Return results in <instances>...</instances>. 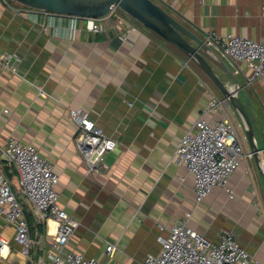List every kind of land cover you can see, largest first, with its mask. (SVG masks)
Segmentation results:
<instances>
[{
  "label": "crops",
  "instance_id": "crops-1",
  "mask_svg": "<svg viewBox=\"0 0 264 264\" xmlns=\"http://www.w3.org/2000/svg\"><path fill=\"white\" fill-rule=\"evenodd\" d=\"M155 1L202 38L211 32L220 38L264 37V0ZM101 22L104 30L93 32L83 17L0 0V55L14 53L19 59L16 72L0 71V147L15 137L35 144L52 161L60 176V204L76 223L66 250L102 264H142L148 254L159 253L158 236H168L173 225L186 220L214 242L230 231L253 260L264 264V75L248 81L245 64L236 74L255 108L260 162L245 156L229 179L231 192L218 186L197 201L194 177L175 159L176 149L220 91L155 31L141 24L132 29L133 21L117 16ZM222 58L234 72L230 60ZM71 108L86 111L117 140L108 154L113 159L100 171H90L77 150ZM223 116L221 110L206 117ZM5 171L17 180L14 167ZM22 201L32 210L28 200ZM41 222L44 231L30 232L33 243L25 257L15 227L0 217L9 260L36 264L45 258L48 231L55 232L56 222ZM110 243L115 246L108 251Z\"/></svg>",
  "mask_w": 264,
  "mask_h": 264
},
{
  "label": "built area",
  "instance_id": "built-area-1",
  "mask_svg": "<svg viewBox=\"0 0 264 264\" xmlns=\"http://www.w3.org/2000/svg\"><path fill=\"white\" fill-rule=\"evenodd\" d=\"M5 1L9 5L10 0ZM114 16L121 21H133L132 29H137V24H140L116 5H112L102 17L84 18L89 30L101 32L104 30L101 21L111 20ZM205 40L222 57L230 60L235 74L241 72L240 64H245L250 69L248 81L252 82L264 75V37L256 40L231 34L220 38L211 32ZM18 60L14 53L1 54L0 71L12 69L16 72ZM221 110L224 116L219 119L206 117L208 113ZM69 114L78 125L75 137L78 152L87 162L90 171H100L105 165L106 156L116 147L117 140L107 135L86 111L71 108ZM239 129V124L231 119L222 96H212L202 114L180 140L175 159L182 162L193 175L197 201H202L218 186L231 192V175L245 156H253L252 151L245 150ZM6 167L16 169V181L9 178ZM59 179L52 161L43 157L35 144L23 143L18 138L10 137L0 147V217L15 227L14 238L25 257L30 255L33 240L22 199L31 203L37 220L56 222L55 232L51 234L48 231L51 240L45 258H40L36 264H102L96 257L66 250L76 223L60 204L57 188ZM158 240L161 243L159 253L148 254L142 264H261L253 260L251 253L230 231H224L219 241L214 242L189 227L186 220L173 225L169 235H159ZM114 246V243H110L107 250L111 251ZM10 252L8 239L0 236V264H16L9 260Z\"/></svg>",
  "mask_w": 264,
  "mask_h": 264
},
{
  "label": "water",
  "instance_id": "water-1",
  "mask_svg": "<svg viewBox=\"0 0 264 264\" xmlns=\"http://www.w3.org/2000/svg\"><path fill=\"white\" fill-rule=\"evenodd\" d=\"M27 7L43 10L48 14H65L77 17L99 18L106 15L112 5L137 22L155 31L165 41L180 50L193 61L215 84L221 93L224 105L234 108L240 115L246 129L247 140L257 161L261 148L258 133L254 127V105L247 94L245 84L233 72L222 56L189 27L169 13L155 0H14ZM217 69L222 70L227 83ZM242 96V98H241ZM113 159L107 155L105 160ZM264 174V172H263Z\"/></svg>",
  "mask_w": 264,
  "mask_h": 264
},
{
  "label": "trees",
  "instance_id": "trees-1",
  "mask_svg": "<svg viewBox=\"0 0 264 264\" xmlns=\"http://www.w3.org/2000/svg\"><path fill=\"white\" fill-rule=\"evenodd\" d=\"M24 210L29 221L31 234L35 236L37 233H42L44 231V224L41 221H38L32 210L28 209L25 205Z\"/></svg>",
  "mask_w": 264,
  "mask_h": 264
},
{
  "label": "rangeland",
  "instance_id": "rangeland-1",
  "mask_svg": "<svg viewBox=\"0 0 264 264\" xmlns=\"http://www.w3.org/2000/svg\"><path fill=\"white\" fill-rule=\"evenodd\" d=\"M217 89H218V88H217ZM218 91H219V90H218ZM241 98H242V96H241ZM232 109H233V110H232V112L230 113L231 119H232L233 121H235L237 124H239V127H240V129H239V134H240V137L242 138V141H243L244 139L247 140V135H246L245 125H244V123H243V121H242L240 115L237 113V111H236L234 108H232ZM247 141H248V140H247ZM243 143H244V141H243Z\"/></svg>",
  "mask_w": 264,
  "mask_h": 264
}]
</instances>
